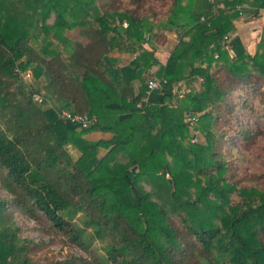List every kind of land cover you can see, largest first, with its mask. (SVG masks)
I'll use <instances>...</instances> for the list:
<instances>
[{
	"label": "trees",
	"instance_id": "1",
	"mask_svg": "<svg viewBox=\"0 0 264 264\" xmlns=\"http://www.w3.org/2000/svg\"><path fill=\"white\" fill-rule=\"evenodd\" d=\"M129 1L0 0V185L11 195L0 200V264H62L34 259L12 209L83 251L105 243V259L89 264H264V191L229 182L215 115L242 88L261 94L264 28L253 54L235 22L259 18L264 0H153L147 11ZM79 27L85 46L65 35ZM167 31L179 42L164 65L149 46L164 48ZM115 50L135 58L119 68ZM152 70L167 83L148 95ZM183 86L181 99L173 90ZM62 112L97 123L82 128ZM188 114L204 142L192 143ZM92 132L113 138H85Z\"/></svg>",
	"mask_w": 264,
	"mask_h": 264
},
{
	"label": "rangeland",
	"instance_id": "2",
	"mask_svg": "<svg viewBox=\"0 0 264 264\" xmlns=\"http://www.w3.org/2000/svg\"><path fill=\"white\" fill-rule=\"evenodd\" d=\"M112 1L113 0H97V4L103 8L102 6H107ZM115 1H119L120 4L124 5L128 2L130 3L129 0ZM153 2V0H144L142 3L144 6L142 7V11H147V5L153 4ZM171 5L172 0H167L161 6L168 8ZM257 19H254L250 15H245V21L247 23L254 22V20L257 22ZM259 24L260 23H255L247 26L252 40V47L250 46L249 50H251V52L253 50V54L255 53L254 49H257V45L260 42L262 35L261 31L264 28V26H259ZM252 29H255L256 31H253ZM83 32V28L79 27L73 30H68L65 35L71 40L86 45L88 39L84 36ZM254 32L256 33L254 34ZM167 33L169 32L167 31ZM156 41L161 44L158 39H156ZM149 47L150 50H154L157 59L161 61L165 58V51L163 50L166 49H153L152 45ZM161 51H163V53ZM169 54L171 53L169 52ZM110 57L117 61L116 64L119 68L127 66L131 62L130 60L133 61L135 58L134 54L130 52H119L117 50L113 51L110 54ZM163 63H166V58ZM24 64L25 61L19 64L18 68L22 73L24 72L25 79L29 84H32V88L37 89V83L42 82H36L34 77H31V70L23 71ZM213 70L215 71V69ZM153 72L154 70H152V73L149 72L151 74L144 75L149 78L148 82L154 78L158 79L156 76L152 75ZM216 78L221 86H228L230 82L229 77H226L224 70L217 71ZM259 79L260 78L254 79L255 83L257 82L258 89V91H255L261 92V94L258 93L259 95L251 96V94H248L250 93L248 89L242 88L237 93V96L232 94L231 99L228 101L230 103L232 102V107H234V109H228V111H225L224 108H220L215 111V115L219 117L216 129V152L222 154L226 160L229 161L228 173L226 175L229 182L235 184L239 188H257L264 191V95L262 93L264 92V82L262 80L260 82ZM191 85L193 86V84ZM180 92L181 97L178 96V98L182 99L190 92V88L188 86H183ZM37 98L40 100V97ZM186 120L190 123L188 124L191 135L193 136L192 143L199 144L204 142L205 135L195 129L198 120L197 117H190L188 114ZM108 134L112 136V139L113 135L111 133ZM86 136L85 138H87ZM67 150L75 160L80 158L81 153L75 146H67ZM108 151L109 150L107 149L100 148L98 151L99 158H103ZM140 185L147 190L150 189L148 183L145 181L140 183ZM0 200H11V195L4 190L1 185ZM12 212V218L21 228V237L27 240L32 239L34 241L32 244V256L37 261L68 264L73 258H78L87 261V264H89L90 262L94 263L95 260L98 261L105 259L106 257L105 243L94 241L92 248L89 251H83L74 246L64 234L56 231L54 228L52 229L45 219L37 221L36 219L20 215L15 209H12ZM82 217L81 214L77 215L72 222L76 226L82 227ZM82 263L79 262V264Z\"/></svg>",
	"mask_w": 264,
	"mask_h": 264
},
{
	"label": "crops",
	"instance_id": "3",
	"mask_svg": "<svg viewBox=\"0 0 264 264\" xmlns=\"http://www.w3.org/2000/svg\"><path fill=\"white\" fill-rule=\"evenodd\" d=\"M255 23H260L259 24V26H264V10H261L260 11V17L257 19V22H255V20H254V22H249V23H247L246 21H245V15H242L241 17H240V19L238 20V21H236L235 22V24H236V27H237V30H238V32L240 33V36H241V38H242V40H243V42L247 45V47L249 48L250 46H251V42H252V40H251V37H250V32H249V30L247 29V26H249V25H253V24H255ZM253 31H256L255 29H252ZM252 31V32H253ZM251 32V33H252ZM256 32H254V34H255ZM167 37H168V41H167V43L165 44V46H164V48L163 49H166V50H163V51H165L164 52V54L166 55H164V57L166 58V63H163V61H164V59L165 58H163L162 60H161V62L164 64V65H166L167 64V62H168V59L170 58V56H171V54H169V52L170 53H172L173 52V50L175 49V47H176V45L178 44V42H179V38H178V35L176 34V33H171V32H169V33H167ZM88 42H89V40H88ZM88 44V43H87ZM83 45V44H82ZM85 46V45H84ZM252 47V46H251ZM250 49V48H249ZM163 51H161L162 53H163ZM168 54V55H167ZM130 61H132V60H130ZM129 61V62H130ZM151 73H152V71H151ZM154 74V73H153ZM88 139H90V140H92V141H100V140H108V139H111V135L110 134H108V133H103V132H92V133H89L87 136H86Z\"/></svg>",
	"mask_w": 264,
	"mask_h": 264
},
{
	"label": "built area",
	"instance_id": "4",
	"mask_svg": "<svg viewBox=\"0 0 264 264\" xmlns=\"http://www.w3.org/2000/svg\"><path fill=\"white\" fill-rule=\"evenodd\" d=\"M25 78V74H24ZM167 83L164 79H151L148 82V91L147 94H151L153 91H159L162 90L164 85ZM173 93L180 96L181 92L177 91V89L173 90ZM181 97V96H180ZM145 102H147V99H144ZM61 117L65 119L66 121H70L73 124L80 125L82 128H89L97 123L96 117H90L88 115H73L69 112H62Z\"/></svg>",
	"mask_w": 264,
	"mask_h": 264
},
{
	"label": "water",
	"instance_id": "5",
	"mask_svg": "<svg viewBox=\"0 0 264 264\" xmlns=\"http://www.w3.org/2000/svg\"><path fill=\"white\" fill-rule=\"evenodd\" d=\"M248 11H251V10H249V9H244V10H243V12H248Z\"/></svg>",
	"mask_w": 264,
	"mask_h": 264
}]
</instances>
